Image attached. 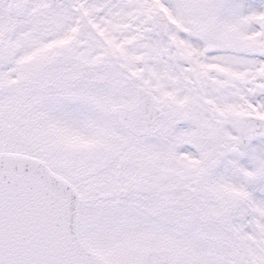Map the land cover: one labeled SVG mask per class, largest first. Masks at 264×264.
<instances>
[{"label":"snow or ice","instance_id":"6c2138e0","mask_svg":"<svg viewBox=\"0 0 264 264\" xmlns=\"http://www.w3.org/2000/svg\"><path fill=\"white\" fill-rule=\"evenodd\" d=\"M0 264H264V0H0Z\"/></svg>","mask_w":264,"mask_h":264}]
</instances>
